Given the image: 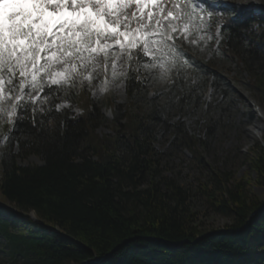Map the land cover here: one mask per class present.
Masks as SVG:
<instances>
[{
  "label": "trees",
  "instance_id": "obj_1",
  "mask_svg": "<svg viewBox=\"0 0 264 264\" xmlns=\"http://www.w3.org/2000/svg\"><path fill=\"white\" fill-rule=\"evenodd\" d=\"M217 18L224 49L246 72L250 87L264 91V16L223 4ZM177 43L215 86L213 64ZM146 62L142 52L132 51L129 105L113 111L112 134L98 136L95 129L105 117L88 93L79 99L76 88L65 96L79 114L36 106L33 111L29 104L19 112L23 119L14 121L15 130L12 124L4 130L12 138L0 152V253L12 263L21 258L26 264H82L102 257L93 264H264V209L243 228L264 206L247 193L248 174L236 180L230 171L206 165L199 139L176 128L174 141L209 171L200 194L213 211L230 218L221 232L197 240L216 229L197 223L189 191L161 174V155L144 125L159 118L134 112L138 67ZM62 90L54 86L48 96L57 98ZM29 155L40 164H21ZM245 163L264 186V139L248 150Z\"/></svg>",
  "mask_w": 264,
  "mask_h": 264
},
{
  "label": "rangeland",
  "instance_id": "obj_2",
  "mask_svg": "<svg viewBox=\"0 0 264 264\" xmlns=\"http://www.w3.org/2000/svg\"><path fill=\"white\" fill-rule=\"evenodd\" d=\"M202 2L206 7L214 6L203 13L206 29L202 34L205 40H199L198 35L193 34L181 41L192 49L199 60L213 64L217 74L215 86H210L203 80L193 58L183 51L184 55L180 56L164 78H161L162 69L154 66L151 56H145L147 62L138 67L141 77L139 92L134 100V112L152 114L159 118L158 122L145 120L144 125L145 132L153 140L155 151L161 155V174L189 191V207L197 213V223L206 229L220 230L230 223V218L213 211L198 190L200 183L209 181V171L192 157L185 146L174 141L173 131L179 128L199 139L197 149L206 165L230 171L236 180L248 174L250 182L246 186L247 193L260 202L264 201V186L254 181L255 175L245 163L248 150L264 139V125L260 126L264 124V91L250 87L246 72L236 58L224 49L221 31L216 27L220 23L217 17L221 5L226 4L228 10L233 12H252L264 16V0ZM209 11L212 13L210 20ZM208 36L212 39L208 40ZM193 40L196 41L195 44L191 42ZM129 61L127 54L115 61L114 79L113 54L110 53L107 71H104V61L100 57L95 62L97 70L92 71L91 67L88 70L94 77L92 80L84 79L88 73L76 76L74 86H64L60 96H48L46 103L42 102V94L41 101L35 106L53 109L55 112L71 111L79 114L78 107L71 105L65 96L69 89L76 88L79 99L82 94L88 93L96 109L105 117V122L95 129L98 136L112 134L113 111H116V107L123 111L129 105L126 87L127 77L131 73ZM8 125L10 124L4 123L0 129V139ZM3 149L4 143H0V152ZM40 162L38 157L29 155L21 164ZM28 215L35 219L33 213ZM21 260L17 258L12 263L7 255L0 253V264H26Z\"/></svg>",
  "mask_w": 264,
  "mask_h": 264
},
{
  "label": "snow or ice",
  "instance_id": "obj_3",
  "mask_svg": "<svg viewBox=\"0 0 264 264\" xmlns=\"http://www.w3.org/2000/svg\"><path fill=\"white\" fill-rule=\"evenodd\" d=\"M209 7L202 0H0V129L15 130L19 112L29 104L35 111L42 94L46 103L54 86H74L84 73L92 80L98 58L107 71L110 53L114 79L115 61L131 59L134 49L151 56L164 78L184 55L178 40H205ZM10 138L4 133L0 143Z\"/></svg>",
  "mask_w": 264,
  "mask_h": 264
},
{
  "label": "water",
  "instance_id": "obj_4",
  "mask_svg": "<svg viewBox=\"0 0 264 264\" xmlns=\"http://www.w3.org/2000/svg\"><path fill=\"white\" fill-rule=\"evenodd\" d=\"M263 209H264V206L261 207V208H259V209H257V210H255V211L250 215V218H249L248 222L243 226V228H245V227L250 223V219H251L252 217H254L258 212H260V211L263 210ZM221 231H222V229H220V230H215V231H209V232L203 234L202 236L198 237L197 240H200V239H202L203 237H206V236H209V235H211V234L218 233V232H221ZM163 242L167 243L168 245H174V243H169V242H166V241H163ZM101 258H102V257H101ZM101 258H95V259H92V260H86V261L82 262V264H93V263L98 262Z\"/></svg>",
  "mask_w": 264,
  "mask_h": 264
},
{
  "label": "bare ground",
  "instance_id": "obj_5",
  "mask_svg": "<svg viewBox=\"0 0 264 264\" xmlns=\"http://www.w3.org/2000/svg\"><path fill=\"white\" fill-rule=\"evenodd\" d=\"M119 60V59H118ZM117 61V60H116ZM264 124L260 125V126H263Z\"/></svg>",
  "mask_w": 264,
  "mask_h": 264
}]
</instances>
